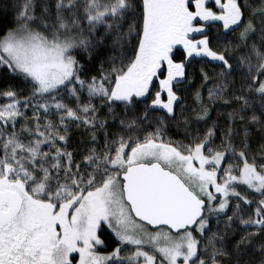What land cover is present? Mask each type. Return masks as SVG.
Returning <instances> with one entry per match:
<instances>
[{"label":"snow or ice","instance_id":"6c2138e0","mask_svg":"<svg viewBox=\"0 0 264 264\" xmlns=\"http://www.w3.org/2000/svg\"><path fill=\"white\" fill-rule=\"evenodd\" d=\"M13 9L0 27L11 77L0 90V264H264V0ZM193 63L190 106L178 93ZM73 127L88 137L81 153L69 150ZM107 234L115 247L101 254Z\"/></svg>","mask_w":264,"mask_h":264},{"label":"trees","instance_id":"16d2710c","mask_svg":"<svg viewBox=\"0 0 264 264\" xmlns=\"http://www.w3.org/2000/svg\"><path fill=\"white\" fill-rule=\"evenodd\" d=\"M257 0H253V3H256ZM15 3V0H0V27H5V26H10L13 22L14 19V9H13V5ZM212 38H213V47H217V45L215 44V29L212 30ZM231 39H234V37H230ZM111 43V42H109ZM106 58V56H105ZM182 59V56L180 54L177 55V61L179 62V60ZM91 65V70L86 73V75L88 77H90L91 75H98L99 73V57L94 60L89 62ZM201 64L199 63H193L192 65L189 66V73L190 75L193 76V83L191 85H189V90L187 92H185L183 89H181L179 91V95L181 96L182 102L186 103L187 105L193 106L194 102H193V95L196 91V89L199 87L201 81L199 79V70H200ZM206 70H208L209 72H211L213 69L211 67H208ZM11 77L7 74H5V72L3 70H0V90L3 89V87H5V81H10ZM21 97H23L24 95H27V91L21 92L20 93ZM206 95V93H205ZM3 99H0V103H3ZM143 107V106H141ZM106 109L103 110V112L106 113ZM31 113L29 112V115ZM191 115V114H190ZM211 119L212 120H218V123L222 126L225 123V120L223 117L218 118L217 116V112L215 110L212 111L211 113ZM111 123V121H110ZM19 127V125H18ZM250 142H251V146L253 149H257L259 148V145L261 143L262 140V133L260 130L256 129V128H251L250 129ZM183 130L181 128V130L178 132L177 129L175 128V126H173V128L168 132V136L174 140V141H178L181 140L183 138ZM70 136V141H69V150L70 151H75L76 153H81L84 150H86V145L88 144V137L85 135V130L80 128L77 129L75 127H73L69 133ZM102 139V137H101ZM216 141L217 143L219 142V136L216 137ZM215 222L213 221V224ZM102 239H104L106 241L107 247L105 248L106 251H111L114 247H115V243L113 242L114 238L110 237V234L107 235H102L101 236ZM258 239V238H257Z\"/></svg>","mask_w":264,"mask_h":264},{"label":"rangeland","instance_id":"374dc122","mask_svg":"<svg viewBox=\"0 0 264 264\" xmlns=\"http://www.w3.org/2000/svg\"><path fill=\"white\" fill-rule=\"evenodd\" d=\"M107 247V246H106ZM105 247V248H106ZM105 248H102L100 251H101V254H106L107 252H110V251H106Z\"/></svg>","mask_w":264,"mask_h":264},{"label":"flooded vegetation","instance_id":"af4514ba","mask_svg":"<svg viewBox=\"0 0 264 264\" xmlns=\"http://www.w3.org/2000/svg\"><path fill=\"white\" fill-rule=\"evenodd\" d=\"M197 60L199 59V58H196Z\"/></svg>","mask_w":264,"mask_h":264}]
</instances>
